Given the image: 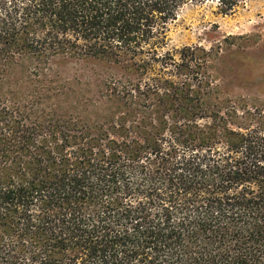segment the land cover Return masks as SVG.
I'll return each mask as SVG.
<instances>
[{"label": "trees", "instance_id": "obj_1", "mask_svg": "<svg viewBox=\"0 0 264 264\" xmlns=\"http://www.w3.org/2000/svg\"><path fill=\"white\" fill-rule=\"evenodd\" d=\"M245 1L0 0V87L61 54L130 62L152 115L143 142L65 147L0 106V264H264V120L215 112L198 47L166 49L185 6Z\"/></svg>", "mask_w": 264, "mask_h": 264}, {"label": "rangeland", "instance_id": "obj_2", "mask_svg": "<svg viewBox=\"0 0 264 264\" xmlns=\"http://www.w3.org/2000/svg\"><path fill=\"white\" fill-rule=\"evenodd\" d=\"M167 38L169 50L198 47L215 112L244 116L233 117L242 125L264 120V0H246L229 14L211 2L185 6L168 24ZM138 79L130 62L69 54L26 61L0 87L1 109L9 113L3 120L14 115L8 127L18 136L33 133L29 142L41 145L77 147L98 135L143 142L152 115L143 95L127 92Z\"/></svg>", "mask_w": 264, "mask_h": 264}]
</instances>
